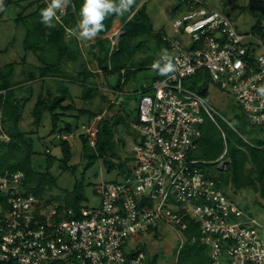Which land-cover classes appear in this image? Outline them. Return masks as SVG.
<instances>
[{"label": "built area", "instance_id": "1", "mask_svg": "<svg viewBox=\"0 0 264 264\" xmlns=\"http://www.w3.org/2000/svg\"><path fill=\"white\" fill-rule=\"evenodd\" d=\"M178 1L190 16L175 25L174 37H163L170 45L171 71L136 91L139 118L124 171L98 184L100 205L94 209L27 193L20 170L0 175V264H148L136 248L141 236L165 226L188 241L190 222L201 233L191 236V243L207 247L209 264H223L225 255L230 264H264L256 217L219 187L212 167H201L208 162L190 157L205 117L218 125L216 115L221 116L192 88L199 73L207 72L234 96L253 126H264V96L257 92L264 86V37L238 32L228 15L205 8L201 0ZM108 92L119 99L124 94ZM101 118L81 126L80 135L94 149ZM72 137V132L57 134L59 140ZM0 141H10L3 108ZM226 154L227 148L214 163L226 161Z\"/></svg>", "mask_w": 264, "mask_h": 264}, {"label": "trees", "instance_id": "2", "mask_svg": "<svg viewBox=\"0 0 264 264\" xmlns=\"http://www.w3.org/2000/svg\"><path fill=\"white\" fill-rule=\"evenodd\" d=\"M13 0H5L6 3ZM19 3V1H17ZM108 2L118 5L120 0H108ZM84 4V0H69L65 13L58 11L59 19L56 15L52 17L49 27L42 22L41 10L49 7L46 0L30 1L25 10H22L16 18V23L25 27V37L23 41L24 50L32 52L38 59L40 65H30L31 70L24 81H15L14 75L16 71V63L9 62L3 66L0 65V91L5 90L6 94H0V108H3L4 124L6 131L10 137V141H0V175H4L7 171L20 170L25 174L26 192H33L39 198H45V193L57 187L56 179L50 174L49 168L54 163L53 158L47 161L46 172H40L35 169L32 163L35 154L33 143L27 139V134L20 130L19 124L23 117V109L26 103L30 101L31 95H21L24 93L32 94L33 88L29 82L37 79L47 82V79H56L61 83V92L48 88L45 93H39L36 103L33 107L32 114L34 123L40 124L42 115L48 111L53 117V131L58 129V122L62 114L76 108L74 97L66 86L67 80L72 79L73 82L81 84L84 89L82 99L87 101L98 92L97 85L90 81L95 71L89 69L87 63L82 59L83 53L79 47L77 34L82 31L78 28L80 23V9ZM35 8L25 13L32 7ZM120 19L122 22V34L119 38L117 47H113L111 41L104 38L111 28L114 21ZM103 28L95 35L97 36L93 48H97L95 59L98 63V70L105 73L116 74L119 78L113 90H122L129 82L135 68L140 65H130L134 63L137 53L148 43V40L155 38L158 45L165 44L170 50V45L163 37L165 34H154L153 24L148 14L146 0H134L130 9L122 15L115 12L108 14L102 21ZM70 30L73 35L69 38L67 31ZM253 32L264 37V24L262 20H258L253 27ZM150 49V48H149ZM9 47L0 49V54L6 53ZM27 64V61L24 60ZM74 62L79 64L77 74L70 77L69 72L64 68V64ZM171 60L162 58L161 60L153 59L152 65L159 70V79L166 75L161 74V69L170 64ZM37 71V73H36ZM201 82L194 80L192 88L200 92L204 97L207 96L206 79L208 73L198 74ZM210 78V77H209ZM138 89H136L137 91ZM60 91V90H59ZM70 100V103L64 104ZM61 109L62 112H58ZM79 114L85 115L88 112L89 124L96 117L103 115V112H91L86 109L78 110ZM239 127L236 129L225 123L222 118H217L218 125L208 116L200 128L201 137L197 141V147L192 151L190 157L197 160H203L208 164H202V168L216 167L217 161L224 150L227 148L225 159L228 161L224 170H219L216 177L220 181L219 187L223 190L231 185L235 190L251 188L264 198V138L259 137L252 140L244 138L241 131L244 125L251 124L246 115L240 111L234 114ZM115 122L107 117H102L99 123V134L97 147L92 148L85 135H81L84 144V156L92 162L97 157H107L109 153L113 156H119L114 144ZM252 125V124H251ZM59 131L65 133L72 132L73 126L66 123ZM225 134V137L223 136ZM60 144L63 151V164L66 168H72L68 162L71 157V143L68 140H61ZM211 162V163H209ZM105 164L109 170L116 167V163L111 158L105 160ZM125 161H120L118 168L124 171ZM84 185L80 183L75 186L71 193H67L65 197V205L74 209H78L84 199ZM59 199V198H58ZM51 201V200H49ZM190 228L186 233L188 241L185 244L183 256L179 258L178 264H209L208 249L201 242L191 243V236L200 237L198 226L190 222ZM157 257L149 261L148 264H156Z\"/></svg>", "mask_w": 264, "mask_h": 264}, {"label": "rangeland", "instance_id": "3", "mask_svg": "<svg viewBox=\"0 0 264 264\" xmlns=\"http://www.w3.org/2000/svg\"><path fill=\"white\" fill-rule=\"evenodd\" d=\"M19 1V3L17 2ZM32 0H13L6 3L0 0V49L9 47L6 53L0 54V65L3 66L9 62L16 63V71L14 75L15 81H24L31 70L30 65L38 66L37 57L32 52L24 50L23 41L25 37V27L16 23L19 16L26 5ZM35 1V0H33ZM52 4L53 0H46ZM69 0H60V6L54 9V12L63 11ZM205 4V8L223 12L228 15L238 32L247 34L253 32V27L262 20L264 24V0H201ZM35 8L28 9L25 13ZM148 14L154 28V34H167L168 37L175 36V25L183 22L185 18L190 16L185 5L180 4L178 0H147ZM122 22L116 19L111 30L104 35L111 41L113 47L119 44V38L122 34ZM254 33V32H253ZM73 33L68 30L67 36L70 38ZM97 36L83 37L80 32L77 34L79 47L83 53V60L87 63L89 69L95 71L90 81H93L97 87L92 98L85 101L82 99L84 87L81 84L70 83L71 93L74 96L76 108L70 110L67 114H62L58 122V129L62 128L66 123L73 126V137L68 140L71 143V157L68 162L72 168H66L62 162L63 151L60 141L57 138L58 133H65L58 129L53 131V117L48 111L44 112L40 124L34 123L32 114L33 107L36 103L39 93H45L48 88L61 92V83L56 79L35 80L29 82L33 88L32 94L22 93L21 95L32 96L30 101L26 103L23 109V117L19 124L21 131L27 134V139L34 145L35 154L32 158L33 166L40 172H46L47 161L49 158L54 159V163L49 168L50 174L56 179L57 187L45 193V198L57 202L65 203L67 193H71L75 186L83 183L84 199L81 204L86 208L94 209L100 205V197L96 192L98 184L103 180H113L118 178L119 163L128 157L130 149L134 143L136 132L133 124L138 121V101L140 94L138 92L127 91L126 94L119 98L108 92L113 89V85L117 82L119 75L105 73L98 70V63L95 59L97 48H93ZM184 40H188V36H184ZM150 48V49H149ZM162 58H171V51L165 44L158 45L153 37L139 51L130 65H140L135 68L130 81L124 89H130L131 85L139 91L145 86H152L159 79V70L152 65L153 59L161 60ZM27 61V64L24 62ZM79 64L71 62L69 65L64 64V68L69 72L70 77L77 74ZM37 73V71H36ZM207 84L206 99L211 107L215 109L221 116L222 120L236 129L239 127L234 114L240 112V107L236 99L231 94L224 91L211 78L203 79ZM201 82V80L199 81ZM132 86V88H133ZM60 90V91H59ZM114 101V103H112ZM70 103V100L64 104ZM86 109L91 112H103L101 117H107L115 122L114 144L119 156H113L111 153L107 157H97L89 161L84 156V144L81 138V126L89 121L88 112L85 115L79 114L78 110ZM58 112H62L61 109ZM244 138L252 140L255 138H264V126H253L251 124L244 125L241 129ZM50 150V152H47ZM111 158L116 167L109 170L105 164V160ZM226 161L218 162L216 167H212L215 173L226 168ZM228 197L237 202L246 211L254 215L259 223L258 227L264 237V198L251 188L235 190L229 185L224 189ZM59 198V199H58ZM199 231V229H198ZM200 232V231H199ZM201 235V233H200ZM185 235L180 231H176L165 226L159 227L153 233L143 234L141 240L136 243V248L145 252L148 262L157 257L156 264H178L179 258L183 256L185 250ZM208 253V251H207ZM231 257L223 256V264H230ZM147 262V263H148Z\"/></svg>", "mask_w": 264, "mask_h": 264}, {"label": "clouds", "instance_id": "4", "mask_svg": "<svg viewBox=\"0 0 264 264\" xmlns=\"http://www.w3.org/2000/svg\"><path fill=\"white\" fill-rule=\"evenodd\" d=\"M134 0H120L118 5L108 2V0H84V4L80 9V23L78 28L82 29L80 35L83 37H92L97 32L102 30V21L108 14L113 12L122 15L124 12L128 11ZM60 6V0H53L52 4L41 10L42 22L47 26L51 27L52 17L54 16V9ZM157 67L159 65H156ZM165 71H171V66L168 65L166 68L161 69V74ZM260 96H264V86L257 89Z\"/></svg>", "mask_w": 264, "mask_h": 264}, {"label": "crops", "instance_id": "5", "mask_svg": "<svg viewBox=\"0 0 264 264\" xmlns=\"http://www.w3.org/2000/svg\"><path fill=\"white\" fill-rule=\"evenodd\" d=\"M147 1V0H146ZM118 20H120V19H118ZM165 35H167V34H165ZM94 36H96V35H94ZM170 60H171V58H169ZM130 81V80H129ZM70 83H75V82H73V81H71ZM69 83V81L67 80V83H66V86L68 87V89H69V91H70V93H71V85H73V84H70ZM77 84H79V83H77ZM126 86V85H125ZM124 86V87H125ZM132 86L133 85H131V88L130 89H124V87H123V89H122V91L124 92V94H126V92L127 91H131V92H136V89L134 88V86H133V88H132ZM72 94V93H71ZM72 96H73V94H72ZM74 97V96H73Z\"/></svg>", "mask_w": 264, "mask_h": 264}]
</instances>
